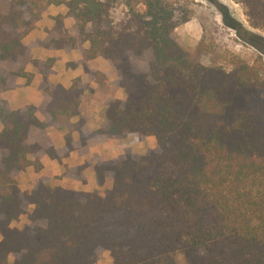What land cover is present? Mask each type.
Here are the masks:
<instances>
[{
  "label": "trees",
  "instance_id": "obj_1",
  "mask_svg": "<svg viewBox=\"0 0 264 264\" xmlns=\"http://www.w3.org/2000/svg\"><path fill=\"white\" fill-rule=\"evenodd\" d=\"M165 1L127 0V18L115 26L104 0H0V92L18 78L29 83L31 62L47 96L42 107L16 110L0 99V264H95L103 251L113 264H178V254L185 264H264V76L241 61L228 72L203 65L202 46L188 51L173 39L177 22ZM239 1L251 20L264 18V0ZM61 5L66 14L34 43L79 50L95 83L107 77L87 62L108 61L125 94L108 101L97 130L80 113V79L69 88L50 83L55 60H31L23 42L49 6ZM49 126L66 129L63 147L47 139ZM149 136L156 146L142 155L127 148L94 160L97 186L111 180L103 191L41 179L30 191L18 186L25 168L41 170V154L61 162L86 154L90 142ZM89 164L67 174L84 181Z\"/></svg>",
  "mask_w": 264,
  "mask_h": 264
},
{
  "label": "crops",
  "instance_id": "obj_2",
  "mask_svg": "<svg viewBox=\"0 0 264 264\" xmlns=\"http://www.w3.org/2000/svg\"><path fill=\"white\" fill-rule=\"evenodd\" d=\"M61 6H49L36 23L34 29L24 38L23 42L30 47L29 54L31 60H37L39 62L47 59L55 60L51 68V73L48 76L50 83L69 88L75 78L80 79V85L84 91L81 96L79 110L81 115L88 119L89 129L97 130L106 124L105 110L108 101L110 99L123 100L125 94L117 86L118 74L113 71L108 61L102 58H94L87 62L89 67L104 73L107 77L103 83H95L88 79L87 74L83 70L81 65L82 57L79 50L45 48L37 46L34 43L35 41L44 40L47 31L53 27L54 21L52 18L54 16L66 14L67 11ZM24 70L32 74V79L29 83H26L25 78H18L13 88L0 92V99L5 100L12 110L27 105L42 107L47 99V96L39 87L42 76L37 68L31 62H28ZM37 117L41 121H49L48 115L38 114ZM76 120L77 118L72 119L73 122ZM66 132L64 128L49 126L46 130V137L55 148H61L65 143L64 136ZM72 137L75 141H78L77 133H73ZM155 146L156 141L153 140L152 136L146 137L139 142H133L130 137L121 140H107L97 144L90 142L86 154L79 155L76 151H73L67 157L63 158L61 162L52 160L47 155L41 154L39 157L42 165L41 170L36 172L33 167L29 166L17 175L16 180L19 188L23 191H30L36 179L45 181L51 187H61L83 192L93 190L103 191L109 187L111 180L107 179L102 187L97 186L93 172L95 159H114L122 155L127 148L135 154H144L148 149H152ZM86 162L90 164L82 172L84 181L67 174V170H72ZM95 264H101L100 260H97Z\"/></svg>",
  "mask_w": 264,
  "mask_h": 264
},
{
  "label": "rangeland",
  "instance_id": "obj_3",
  "mask_svg": "<svg viewBox=\"0 0 264 264\" xmlns=\"http://www.w3.org/2000/svg\"><path fill=\"white\" fill-rule=\"evenodd\" d=\"M104 1L113 25L126 20L127 0ZM165 5L177 22L173 39L188 51L202 46L200 61L203 65L228 72L241 61L256 66L264 76V18L251 20L244 3L239 0H169ZM65 25H73L71 16L65 20ZM153 140L156 141L154 137ZM25 221L23 216L13 225L21 227ZM98 260L101 264H113L108 251L100 252ZM177 261L185 264L182 254L177 255Z\"/></svg>",
  "mask_w": 264,
  "mask_h": 264
}]
</instances>
